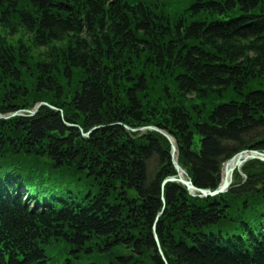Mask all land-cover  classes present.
<instances>
[{"label":"trees","instance_id":"trees-1","mask_svg":"<svg viewBox=\"0 0 264 264\" xmlns=\"http://www.w3.org/2000/svg\"><path fill=\"white\" fill-rule=\"evenodd\" d=\"M40 101L0 120V264H165L162 211L169 264H264V162L195 198L126 129L199 189L264 152V0H0V113Z\"/></svg>","mask_w":264,"mask_h":264},{"label":"rangeland","instance_id":"rangeland-1","mask_svg":"<svg viewBox=\"0 0 264 264\" xmlns=\"http://www.w3.org/2000/svg\"><path fill=\"white\" fill-rule=\"evenodd\" d=\"M186 7H187V5L185 6H181V7H179L178 5H176L173 9H174V11H177V10H185L186 9ZM17 37V36H16ZM16 37H14L13 38V40H15V38ZM39 51H43V49H39ZM26 81L27 82H29L30 81V79H26ZM229 97V96H228ZM41 104H44V105H47V107H50L51 105H50V103H48V102H46V101H40L39 103H37V105L33 108V109H30V110H22V111H19V112H14V113H10V114H5V115H3V114H1L0 113V120H10V119H12V118H15V117H29V118H32V117H34V116H36V114L38 113V111L40 110V108L41 107H39V105H41ZM53 107V106H52ZM54 108V107H53ZM34 112V114L32 115V113ZM68 126H70L69 124H67ZM150 128H155V129H157V130H159V131H162L163 133H165V134H167V135H169L170 137H172V139L174 140V142H175V145H176V148H177V152H176V158H178V163H179V149H178V144H177V141H176V139L168 132V131H166V130H163V129H161V128H159V127H156L155 125H151V124H149V125H146V126H142V127H139V128H130V127H128V126H126V129L129 131V132H131V133H136V134H138V133H140V134H146V133H148V132H151V133H156V134H158V135H160V136H162L164 139H166L167 141H168V139L164 136V135H162L161 133H159V132H157V131H153L152 129H150ZM94 130H91V131H89L88 133H86L83 137L84 138H87L88 136H90L92 133L91 132H93ZM83 132V131H82ZM168 143H169V145H170V157H171V161H172V156H171V153H172V151H171V143L168 141ZM242 151H246V150H242ZM242 151H240V152H242ZM248 151H258V150H248ZM239 152V153H240ZM259 152H262V151H259ZM262 153H264V152H262ZM238 154V153H237ZM237 154H235L234 156H236ZM233 156V157H234ZM232 157V158H233ZM231 159V158H230ZM230 159H228L224 164H223V168H222V178L221 179H223V174H224V171H225V169H224V167H225V165H226V163L230 160ZM253 161H256V160H253ZM249 162H252V161H247L246 163H244V165H246L247 163H249ZM172 164H173V161H172ZM179 165H180V167H181V169L184 171V175H185V178L186 179H188V180H191L189 177H188V175H187V172H186V170L184 169V168H182V166H181V164L179 163ZM173 167H174V164H173ZM150 168L152 169V168H154V165L153 164H151L150 165ZM174 169H175V167H174ZM235 173H237V174H239L242 178H245L244 176V173L242 172V169H235V171H234V175H233V180H232V184H231V186H230V189L232 188V186H233V183H234V181L236 182V180L234 179V176H235ZM172 179H178V172L176 171V169H175V174L174 175H171L170 177H168L164 182H163V184H162V190H164L165 189V187L168 185V184H179V185H182L181 183H178V182H172V183H170V182H168V183H165L166 181H170V180H172ZM183 187H185L184 185H182ZM186 188V187H185ZM230 189H229V191H230ZM186 190L188 191V189L186 188ZM228 191V192H229ZM189 193H190V191H188ZM227 193V192H226ZM190 195L191 196H193V197H195V198H200V199H210V198H214V197H209V198H203V197H201V196H199L198 195V193H196L195 192V194H192V193H190ZM163 200V203H164V208L166 207L165 206V204H166V202H165V199L163 198L162 199ZM27 201V200H26ZM27 203H28V201H27ZM230 206V205H229ZM29 207L30 208H36V206L35 205H33V204H30L29 205ZM232 207V206H231ZM164 208H163V210H164ZM236 212V209L234 208V211L232 210L231 211V213H235ZM162 213H163V211L158 215V217H157V219H156V224L154 225V228H153V232H154V238H155V241H156V236H157V222H158V220H159V218L162 216ZM157 238H158V236H157ZM159 240V239H158ZM159 243H157V241H156V243L158 244L157 245V247H158V250H159V253L161 254V257L163 258V260L166 262L165 264H169L168 263V261H167V259H166V257H165V255H164V251L162 250V247H161V244H160V241H158Z\"/></svg>","mask_w":264,"mask_h":264},{"label":"water","instance_id":"water-1","mask_svg":"<svg viewBox=\"0 0 264 264\" xmlns=\"http://www.w3.org/2000/svg\"><path fill=\"white\" fill-rule=\"evenodd\" d=\"M42 105L43 104H41L39 106H42ZM33 114H34V112L32 113V115ZM150 129H152L153 131H157V132L161 133L171 143V151H172L171 156H172V161H173L174 167H175L176 171L178 172V179H172L170 181L168 180L165 183H168V182H170V183H172V182L181 183L182 185H184L188 189V191H190V193L195 194V192H196V193H198L199 196H201L203 198L217 197V196L223 195L226 192H228L230 189V186L232 184L235 169H241L242 166L244 165V163H246L247 161L258 160V161L264 162V153L259 152V151H248V150L242 151V152L238 153L236 156H234L233 158H231L226 163V165L224 167L225 171L223 174L222 182L216 190L211 191V190L199 189V188L195 187V185L193 184V182L191 180H188L184 176H182V173H184V171L181 169V167L178 163V158H176L177 148H176L175 142L172 139V137H170L169 135H167V134L163 133L162 131H159L155 128H150ZM156 241H157V243H159L157 236H156Z\"/></svg>","mask_w":264,"mask_h":264},{"label":"bare ground","instance_id":"bare-ground-1","mask_svg":"<svg viewBox=\"0 0 264 264\" xmlns=\"http://www.w3.org/2000/svg\"><path fill=\"white\" fill-rule=\"evenodd\" d=\"M224 169H225V168H224ZM182 176H184V177H185L184 173H182Z\"/></svg>","mask_w":264,"mask_h":264}]
</instances>
